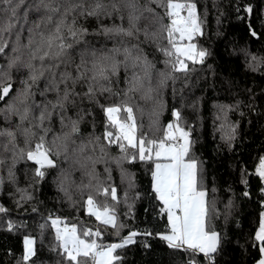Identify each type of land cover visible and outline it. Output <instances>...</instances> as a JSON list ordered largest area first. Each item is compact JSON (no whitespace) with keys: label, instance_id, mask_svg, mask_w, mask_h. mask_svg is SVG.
I'll use <instances>...</instances> for the list:
<instances>
[{"label":"trees","instance_id":"obj_1","mask_svg":"<svg viewBox=\"0 0 264 264\" xmlns=\"http://www.w3.org/2000/svg\"><path fill=\"white\" fill-rule=\"evenodd\" d=\"M38 2L25 0L19 9L21 18L25 10L29 12L28 23L21 33L22 44L27 43V28L31 22L45 14L44 9L35 10L34 5ZM104 2L110 4L111 0ZM137 2L142 6L149 0ZM179 2L195 5L201 31L192 42L197 51L206 50L207 53L203 62H199V58L195 63L186 61L184 71L173 70L165 63L169 57L160 48L168 47L166 32H162L160 24L150 17L139 21V33L125 37L116 33L105 35L101 29L128 28L126 8L113 11L109 7L111 15L99 19L81 16L79 11L69 13V23L76 17L77 27L88 30L82 38L86 44L77 45L76 52L88 46L96 49L139 46L133 49V54L146 57L151 65L148 71L150 86L154 89L153 100H142L141 93L128 91L134 70L129 67L125 71L121 66L111 82H103L110 91L101 92L97 86L94 97L89 98L85 95L88 82L81 81L74 86L75 95L70 97L63 111L64 124L61 123V110L57 109L42 127L32 116L24 122L23 127H31L36 134L27 143L18 133L15 146L8 144L5 150L3 145L8 143L7 138L0 137V160L4 161L0 164V206L7 210L0 212V264H67L60 241L56 239V229L51 226L53 218H60L68 225L75 224L78 229L92 228L95 232L99 227L98 243L105 245L121 242L130 232H137L133 243L114 253L120 258L116 264H187L190 258L195 259L196 264H256L261 258L254 237L264 212V179L256 171L264 157V0ZM150 6L157 15L164 17V7L156 3ZM2 7L4 5L0 4ZM145 16L149 14L145 13ZM163 23L167 24L168 20L165 18ZM145 29L154 33V38L146 40ZM12 55L11 48L0 54V73H10L14 89L6 98L9 101L23 87L21 81L28 77L25 68L8 69V58ZM78 63L79 57L75 56V63L67 67L61 65L57 72L68 71L76 76L75 64ZM135 71L144 77L141 67ZM46 81L47 77L33 86L37 105L56 100L57 94L53 91L40 95ZM145 85H148L147 79ZM60 88L62 95L64 85ZM122 104L133 108L138 136L159 140L170 123H178L189 133L190 147L185 159L197 162L198 188L206 192L210 226L220 236L218 249L211 260L203 254L192 256L183 249H171L161 238L168 232V220L167 214L161 212L163 204L152 187L154 163L138 158L132 160L131 150L129 159L122 160L120 149L114 144L109 145L104 137L108 121L103 109ZM6 107V102L0 101V109ZM154 111L158 116L152 115ZM174 111L180 113L179 121L173 115ZM32 115L38 117L39 109H34ZM118 117L124 121L126 113L121 110ZM68 118L78 122L79 131L67 141V151H64L59 147L60 140L55 144L52 141L70 131V127L64 126L69 123ZM153 120L157 121L155 125ZM20 123L18 116L6 119L0 112V130H16ZM44 128L50 130L45 133ZM42 135L45 146L52 150L55 166L46 167L45 176L40 179L35 176L38 166L26 159V153L34 149ZM81 145L86 146L83 152L79 150ZM57 151L59 155H56ZM87 157L91 160H86ZM94 160L99 161L95 164V178L86 174L92 171ZM84 163L87 167L81 166ZM89 183L92 187H85ZM104 187L116 188L117 202L111 201L110 197L105 201ZM97 188H101L100 195L96 194ZM89 194L98 205H114L118 223L124 225L119 229V236L111 225L104 226L95 216L89 215L85 205ZM9 222L15 226L13 230L8 229ZM41 225L45 227L41 228ZM146 232L151 235H144ZM25 236H32L35 241V255L29 261L23 260Z\"/></svg>","mask_w":264,"mask_h":264},{"label":"snow or ice","instance_id":"obj_2","mask_svg":"<svg viewBox=\"0 0 264 264\" xmlns=\"http://www.w3.org/2000/svg\"><path fill=\"white\" fill-rule=\"evenodd\" d=\"M24 3L25 0H0V4L4 5L0 8V54H4L6 49L11 48L13 55L8 58V69L25 68L28 70L27 79L21 81L23 87L16 91V95L12 96L10 101L6 100L14 90L10 73L7 71L0 73V101H5L7 104V107L0 109V112L5 114L6 119L18 116L21 122L17 125L16 130H0V137H5L8 141L3 145L5 150L8 149V144L15 146L18 133L25 137L26 143L30 137L36 135L31 127H23L24 122L29 121L30 116L42 127L45 121L51 119L53 112L60 109L61 123L64 124L63 111L66 109L70 97L75 95L74 86L77 83L88 82L85 95L89 98L94 97L97 86L101 92L110 91L104 87L103 82H111V78L118 75L121 66L125 71L129 67L134 70L129 81L128 91L141 93L142 100H153L154 89L150 86L151 77L148 71L151 65L146 57L133 54V49H138L139 46L133 45L131 48L114 46L111 49H96L88 46L82 47L79 52H76L77 45L86 44L82 38L88 30L77 27L76 17H73L69 23V13L79 11L81 16L99 19L103 15H111V12L108 11L109 7L113 11L126 8L128 10V28L118 26L101 29L105 35L116 33L125 37H133L139 33L141 31L138 27L139 21L150 17L153 22L160 24L162 32H166L168 47L160 48V51L169 57L165 63L170 64L176 71L186 70V61L188 60L195 63L199 58V62H203V58L207 55L206 50L197 51V46L191 43L193 37L201 31L195 5L192 3L179 2V0H149V3L140 6L137 0H120L119 3L117 0H111L110 4H106L104 0H91L90 3H86L85 0H81L79 3H73L72 0H39L34 8L37 12L44 9L45 14L31 22V26L27 28V43L22 44L21 33L24 31V25L28 23L29 16L27 10L24 11L22 18L19 15V9ZM151 3L159 4L165 8L164 17L155 13V10L150 6ZM184 12L186 15L183 14ZM145 13H148L149 16H145ZM165 18L168 20L167 24L163 23ZM21 19L24 21L23 24H21ZM252 34L255 35V32ZM144 36L147 40L150 37L154 38L155 34L149 33L145 29ZM140 51L142 52V50ZM73 53L79 57V63L75 64L77 75L73 76L68 71L58 73L57 70L61 65L67 67L69 64L75 63ZM253 59L256 58L253 57ZM138 67L143 69L144 77L135 71ZM57 75L59 79H57ZM46 77V85L40 95L45 96L47 92L53 91L57 94L56 100L37 105L34 100L33 86ZM5 79L9 82L4 83ZM145 79L148 81L147 86ZM69 81H71V85ZM60 85H64L62 95L60 94ZM34 109H39L38 117L32 115ZM121 110L126 113L124 121L115 118ZM103 111L108 121L104 137L108 140L109 145L114 144L120 149L121 159H129L131 150L132 160L138 158L142 162L151 161L154 163L151 173L152 187L156 198L163 204L161 212L167 214L168 220V232L161 238L167 242L171 249H183L185 252H190L192 256L203 254L205 258L211 260L212 254L218 249L220 236L210 226L209 208L205 199L206 192L198 188L197 162L185 159L190 147L189 133L179 127L178 123L176 125L170 123L162 138L159 140L149 139L146 135H137L138 126L132 107L122 104L106 107ZM152 115L158 116V113L154 111ZM173 115L179 121L180 113L174 111ZM68 119L69 123L64 126L70 127V131L65 132L63 137H56L52 141L55 144L56 140H60L59 147H62L64 151H67V141L79 131L78 122ZM156 123L157 121H152L153 125ZM49 130L43 129L45 133ZM180 140H183L182 144L179 143ZM45 145V136L42 135L34 149L26 153V159L34 161L38 166L35 169V176L40 179L45 176L44 169L46 167L55 166L54 161L50 158L52 150ZM85 147V145H81L80 152H83ZM21 151L23 152V150ZM101 151L104 149L102 148ZM59 154L57 151L56 155ZM86 160H91V157H87ZM98 162L92 161V171L87 172V175L95 178V164ZM3 163L4 161L0 160V164ZM117 163L119 164V161ZM81 166L87 167V164L84 163ZM256 171L260 178L264 179V157H261ZM9 176H12L11 168ZM85 187L90 188L92 185L89 183ZM102 192L105 201L109 197L113 202L118 201L115 187H104ZM96 194H101V188L96 189ZM85 205L89 215L95 216L96 220L104 226L111 225L113 229H116L115 234L119 236V229L124 225L118 223L114 205L110 206L107 203L98 205L92 194L88 195ZM6 211L3 206H0V212ZM61 223L60 218L51 220V226L56 229V239L60 241V247L64 251L67 264H116L120 259L114 255L116 250L133 243L134 237L138 235L137 232H130L127 237L122 238L120 243L105 245L98 243V238L101 236L99 227L94 232L92 228L78 229L75 224L70 227L65 224L61 228L59 227ZM14 227L9 222L8 229L13 230ZM44 227L45 225H41V228ZM144 235L151 234L146 232ZM254 240L258 242L261 254L257 264H264V213L261 214ZM23 243V260L29 261L35 255V241L31 237L25 236ZM187 264H196V261L190 258Z\"/></svg>","mask_w":264,"mask_h":264},{"label":"rangeland","instance_id":"obj_3","mask_svg":"<svg viewBox=\"0 0 264 264\" xmlns=\"http://www.w3.org/2000/svg\"><path fill=\"white\" fill-rule=\"evenodd\" d=\"M196 12V11H195ZM184 15H186V12H184L183 13ZM191 43H193L192 41H191ZM194 44V43H193ZM115 118H118L119 119V117L118 116H116ZM120 120V119H119ZM121 121V120H120ZM188 139H189V137H188ZM181 141H183V140H181ZM187 160V159H186ZM190 161V160H189ZM200 190V189H199ZM102 210V209H101ZM264 213V212H263ZM53 219H55V218H53ZM64 225H65V223H61L60 225H59V227H61V228H63L64 227ZM70 227V226H69ZM259 228V227H258ZM164 234H167V233H164ZM28 237H31V238H33L32 236H28ZM34 239V238H33ZM134 239H135V237H134ZM113 243H120V242H113ZM112 244V243H111ZM257 264V263H256Z\"/></svg>","mask_w":264,"mask_h":264},{"label":"built area","instance_id":"obj_4","mask_svg":"<svg viewBox=\"0 0 264 264\" xmlns=\"http://www.w3.org/2000/svg\"><path fill=\"white\" fill-rule=\"evenodd\" d=\"M179 143H181V144H182V141L180 140V141H179ZM67 225H68V224H67ZM68 226H71V225H68Z\"/></svg>","mask_w":264,"mask_h":264},{"label":"water","instance_id":"obj_5","mask_svg":"<svg viewBox=\"0 0 264 264\" xmlns=\"http://www.w3.org/2000/svg\"><path fill=\"white\" fill-rule=\"evenodd\" d=\"M50 158L52 159V157L50 156ZM53 160V159H52ZM54 161V160H53ZM34 162V161H33ZM54 163H55V161H54Z\"/></svg>","mask_w":264,"mask_h":264},{"label":"crops","instance_id":"obj_6","mask_svg":"<svg viewBox=\"0 0 264 264\" xmlns=\"http://www.w3.org/2000/svg\"><path fill=\"white\" fill-rule=\"evenodd\" d=\"M182 143H183V141H182Z\"/></svg>","mask_w":264,"mask_h":264}]
</instances>
